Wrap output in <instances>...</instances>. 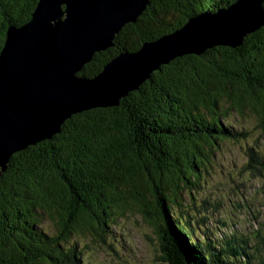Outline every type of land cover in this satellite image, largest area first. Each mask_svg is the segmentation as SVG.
I'll use <instances>...</instances> for the list:
<instances>
[{
    "label": "trees",
    "instance_id": "obj_1",
    "mask_svg": "<svg viewBox=\"0 0 264 264\" xmlns=\"http://www.w3.org/2000/svg\"><path fill=\"white\" fill-rule=\"evenodd\" d=\"M235 1L148 0L78 74L93 77L122 50ZM37 2L0 0V50L7 26L28 21ZM234 119L264 133V25L238 46L176 57L116 106L73 114L50 139L14 152L0 176V264H80L77 238L111 249V227L135 210L154 223L159 264H262L263 249L254 242L249 252L248 237L212 242L189 202L225 143H246L245 167L264 169V146Z\"/></svg>",
    "mask_w": 264,
    "mask_h": 264
},
{
    "label": "water",
    "instance_id": "obj_2",
    "mask_svg": "<svg viewBox=\"0 0 264 264\" xmlns=\"http://www.w3.org/2000/svg\"><path fill=\"white\" fill-rule=\"evenodd\" d=\"M264 0H236L198 13L182 26L122 50L93 77L78 74L148 0H38L28 21L7 26L0 50V176L10 156L50 139L73 114L116 106L161 65L213 46H238L264 25Z\"/></svg>",
    "mask_w": 264,
    "mask_h": 264
},
{
    "label": "rangeland",
    "instance_id": "obj_3",
    "mask_svg": "<svg viewBox=\"0 0 264 264\" xmlns=\"http://www.w3.org/2000/svg\"><path fill=\"white\" fill-rule=\"evenodd\" d=\"M234 121V127H251V141L264 146V133L255 130V121ZM245 151L243 142L223 144L210 166L209 176L200 188L192 190L189 202L195 206V214L203 216L204 226L209 229L205 230L211 232L216 244L224 246L231 237L239 239L243 233L250 236L258 231L259 237L253 241L263 249L264 260V169L245 167ZM49 224L44 222L43 228L49 230ZM111 228L116 240L109 241L114 243L111 249L90 237L81 242V238L76 239V247L81 250L80 264H159L162 253L153 222L143 219L135 210L128 211ZM200 238L206 240L203 235Z\"/></svg>",
    "mask_w": 264,
    "mask_h": 264
}]
</instances>
